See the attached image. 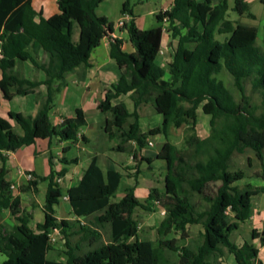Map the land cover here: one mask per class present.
<instances>
[{"label": "trees", "instance_id": "1", "mask_svg": "<svg viewBox=\"0 0 264 264\" xmlns=\"http://www.w3.org/2000/svg\"><path fill=\"white\" fill-rule=\"evenodd\" d=\"M102 2L56 0L58 13L45 19L41 12L33 10L31 0H0V89L7 100L33 94L38 104L34 116L8 113L22 135L0 117V212L8 210L19 223L11 230L0 225V254L6 257L0 264H174L172 258L177 253V264H216L224 251L236 264H263L253 241L264 246V227L261 232L252 230L241 246L230 238L240 224L252 217L254 197L264 195V51L256 43L254 27L227 19L229 9L253 18L244 0H173L169 10L155 15L157 26L148 30H139L134 24L130 0L122 2L121 15L131 17L122 29L134 51H124L123 42L111 38L109 57L122 75L98 107L109 116L104 124L108 139L121 131L127 141L135 143L134 157L147 146L150 137L163 136L156 155L165 163L163 188H151L143 203L135 197L133 188L127 189L118 202H111L121 175L115 171L103 173L92 159L79 184L67 191L73 216L85 223L57 221L54 207L62 197L59 179L65 171H53L49 160L51 170L47 177L40 178L48 183L44 221L35 229L29 227L31 216L21 213L20 199L4 178L2 151H16L37 139L53 137L59 142H75L78 132L86 127L81 109L75 111L74 117L63 118L56 127L49 114L66 85L65 76L79 68H90L92 51L111 33V23L96 13ZM213 2V15L208 20L204 12ZM163 32L177 40L166 68L156 64ZM216 35L226 37L219 42ZM39 51L46 55V62L34 58ZM26 61L44 73L43 81H28L18 73L17 66ZM223 72L231 78L232 88L218 79ZM41 85L46 88L45 96L39 91ZM247 85L251 94L258 95L259 104L247 94ZM128 93L134 94L135 107L150 104L162 116L160 127L141 132L139 115L129 113L120 100ZM199 107L210 116L206 139H200L195 132ZM182 126L184 148L177 149L169 140V130ZM246 151H252L263 167L260 186L237 185L245 180L246 173L232 169V156ZM140 161L152 162L143 158ZM135 172L138 174L137 165ZM36 184L34 178L18 191L35 190ZM212 184H218L215 190L210 188ZM195 197L206 206L201 207ZM154 207L164 212L156 229L162 240L140 257L143 244L138 240L133 214L136 209L151 212ZM191 226H200L199 239L180 246L189 238L187 228ZM51 230H58L64 241L65 262L46 258L52 249L48 237ZM171 234L179 237L165 240ZM76 236L78 241L73 243L71 239Z\"/></svg>", "mask_w": 264, "mask_h": 264}, {"label": "crops", "instance_id": "2", "mask_svg": "<svg viewBox=\"0 0 264 264\" xmlns=\"http://www.w3.org/2000/svg\"><path fill=\"white\" fill-rule=\"evenodd\" d=\"M130 1L132 2V0ZM145 1L136 0L135 4L132 5L133 21L139 30H148L157 26L156 20H155V25L149 27L148 29H141V27L138 25L140 17L136 16L134 12L137 10V8L144 5ZM158 1H159L158 3L159 6L156 7V9H154L153 11L152 10L148 11V14L153 15L154 19L156 14H158L159 12H164L166 10H169L173 5V0H158ZM244 1L248 4V6L249 4L255 2V0H244ZM259 1L261 2V0ZM102 3L100 5H102ZM263 3L264 2H262V4ZM31 6L35 12H41L43 18L45 19L58 13L56 0H31ZM249 11H250V6H249ZM99 16H103V15H99ZM246 18L248 20L243 21V19ZM227 19L245 27H254L257 30L256 43L264 51V19L262 21L260 20L257 21V17H255V15H253V18L239 16L231 9L227 11ZM258 22L262 23L261 29H258L256 25ZM111 38L121 40L123 42L122 49L124 51L128 53H132L134 51L133 47L128 41L126 30L119 28L118 24L114 26L113 23H111V33H108V35H106L101 40L98 47H96L91 53L90 68H88L85 71L79 68L76 69L74 72L69 73L65 76L66 85L61 90V92L56 96L54 107L49 114V119L52 126L56 127L62 122L63 118H72L75 116V111L77 109H81L86 121V127L84 128L88 129L90 136L87 135V133L84 131L83 128L78 132L77 140L75 142H59L55 137H53L51 139H37L33 144L29 146H23L16 151H2V154L5 157L4 168L6 170L4 178L6 181H8L11 184V186L14 187L13 195L18 196L20 199L21 213L22 214L26 213L29 216H31L29 221V227L31 229H35L37 224H41L44 221L43 205H44L45 193L47 190L48 183L47 181H43L40 178H45L48 176L51 170L49 166V160L52 163L53 171L55 172H60L62 170L65 171V175L59 179V185L61 188L62 197L56 206H59L60 201H62V203L60 204L62 210H61V215L59 216H57L55 212V218L57 219V221H61V220L79 221L81 225L85 223L84 219H78L73 216L72 209L68 202V199H64V198L67 197L68 189L76 187L79 184L85 171L91 164L92 159L95 160L96 165L103 173L107 171H115L121 175V180L118 190L122 188V191L120 194H118L117 193L118 190H117V192L111 198L110 200L111 202H118L125 195L127 189L133 188L135 197L141 203H143L148 196L149 190L151 188H158L154 185V180H153L156 174H153L152 172H154L153 170L155 168L164 169L163 170V180H164L165 163L161 160L156 159V155L161 145L164 142V138L162 135H156L150 137L148 139L147 146L144 149H142V151L136 157H134V151H135L134 142L127 141L121 131H117L116 132L117 135H115L114 138L108 139V136L104 131L105 119L109 116L103 114L98 106L104 100V97L106 93L111 89V86L116 84L122 75L121 69H119L115 64V62L109 57ZM176 47H177V40L172 39L170 37V34L163 32L161 36L160 52L156 58V64L161 68H166L167 64L171 62V56L176 50ZM163 50L169 57V60L167 59L166 62L164 63L161 60V54L164 53ZM33 56L38 61L41 62L47 61V57L42 51L37 52L36 55L33 54ZM16 70L28 81L36 80L40 82L45 79L44 73L42 71L36 70L29 61L19 64ZM221 74L223 76L226 75L229 77V75L226 74L225 72ZM2 76H3V72L0 69V80L2 79ZM167 77L168 74H166L165 79ZM39 91L42 94V96L46 95L45 86L41 85L39 87ZM9 92L13 93L14 89L10 88ZM134 97L135 96L133 93H128L126 95L120 96V100L125 104L129 113L135 111L139 115V127L141 132L145 133L148 132L149 130L160 127L163 120L162 116L156 114L155 112H153L152 114L143 113L146 106L147 105L151 106V105L141 103L137 107H135ZM37 110H38V104L33 94L27 96H13L11 99L7 100L4 98V95L0 89V117L5 121H7V123L13 128V130L17 134L22 135V130L15 123L14 120L9 118L8 113L14 112V113H20L24 116H34L37 113ZM152 111H154L153 108ZM199 111L202 113L201 107H199L196 110L195 132L200 139H206L210 134V125H209L210 116L202 113L203 117L201 118L204 121H207L209 125V131L203 130L202 133H200L198 131V120L201 115V114L199 115ZM89 115L92 116L91 118L92 123H89L90 120ZM183 127L185 129V126H182L180 128H171L169 130V140L177 149L184 148L183 136L181 137L179 143L174 142L172 136L177 130L182 131ZM92 132H94L93 135ZM94 134H97L98 136L96 135L94 136ZM83 139L85 140L83 141ZM154 145H156V147ZM117 147H121V150L116 151L115 149ZM113 153L127 154L128 158L125 159L123 157H118L114 159H109L108 158L109 155ZM234 154H238V153H234ZM140 158L151 159L152 162L147 163L146 161H140ZM62 160H66L68 163H64L62 162ZM73 160H75L74 163H72ZM249 163L250 162H248V164ZM136 165L138 167V174H136L135 172ZM1 166L2 164L0 162V168ZM248 166L251 167V165ZM262 171L258 178L262 182L258 183L259 185L257 186H260L263 183ZM28 174H31L34 178H36L37 181L36 189L29 190L24 193H20L18 191V188L21 186H27L29 182L26 177ZM246 179L247 176L245 180ZM131 180H133V182ZM247 184L248 183L244 185ZM162 188H158V189L161 190ZM138 193L140 194V198L138 197ZM22 194L25 196L24 198L22 197ZM255 198L257 199L255 200ZM31 199H34L35 202ZM257 203L261 204V206L263 207V208L261 207L262 210L255 209V205ZM155 209L157 208L154 207L153 211L149 213H154ZM136 210L133 214L134 220H135L134 215L136 213ZM159 210L161 213L162 210L161 209ZM256 215L261 219L260 224L262 228L256 230V226H255L254 229L252 230H256V232H261L264 227V195L263 194H259L256 197H254L253 215L250 219H252ZM162 219L163 217L159 218L158 226L162 221ZM18 224H19L18 221L10 214L8 210H3L0 212V225L4 226L8 230H11L14 226H17ZM137 226H138L137 237L138 240L140 241L141 226L138 224V222H137ZM158 226H156V228L154 229L156 230ZM189 229L190 227L187 228V232L189 231ZM71 241L73 243L77 242L78 236L71 239ZM103 241L104 243H107V238L105 237V235H103ZM63 242L64 241L62 240L61 249L53 250L52 248L46 254V258L48 260L57 261V262L66 261L67 256L65 252L67 251V248L63 245ZM243 242L244 240H242L240 244L237 242L234 243L237 246H241ZM253 244L258 248V259H259L261 254L264 255V246H261L258 240H254ZM53 252L56 254L52 256V258H50L49 256ZM260 261L264 264V260H260Z\"/></svg>", "mask_w": 264, "mask_h": 264}, {"label": "rangeland", "instance_id": "3", "mask_svg": "<svg viewBox=\"0 0 264 264\" xmlns=\"http://www.w3.org/2000/svg\"><path fill=\"white\" fill-rule=\"evenodd\" d=\"M124 0H104L102 5L99 6V8L97 9L96 13L98 15H103L105 16L109 23H113L114 26H116L118 24V20L121 17L120 15V9H121V4ZM145 1V0H144ZM136 0H132L131 3V7L133 4H135ZM159 1L158 0H146L144 2V5H142L141 7L137 8V10L134 12L136 16L140 17L139 20V26L141 27V29H148L149 27H152L155 25V19L153 17V15H149L148 11L150 10H154L156 9V7H158ZM230 4H232L231 1H229ZM215 4V3H214ZM214 4L212 6H210V8L206 9V11L204 12V17L207 18L208 20L210 18H212L213 15V11H212V7L214 6ZM250 6V13L255 15V17H257V21H262L264 19V3L262 4V2H260L259 0H255L254 3L249 4ZM136 8V7H135ZM134 8V9H135ZM248 20L243 19V21ZM250 22V21H249ZM258 29H261L262 23L258 22L257 24ZM126 37V35H125ZM226 36H215V39L218 40L219 42H223L224 38ZM164 52V50H163ZM163 54V55H162ZM161 54V60L164 62H166V60H169L168 55L164 52ZM227 74V73H226ZM218 79H221L226 86H229L230 88H232L231 86V78L228 76H223L222 74H220L218 76ZM247 94L251 95L253 102H255L256 104H259V98L258 95L256 93L251 94V89L250 86L247 85ZM235 97L238 99V94L235 90H233ZM154 111H152L151 106L147 105L145 110L143 111V113L146 114H152ZM201 114V115H200ZM106 115V114H105ZM199 115L200 118L198 120V131L200 133H202L203 130L209 131V125L207 123V121H204L201 117H203V114L199 111ZM108 116V115H107ZM92 116L89 115V123H92L91 121ZM92 128V126H91ZM184 129V127H183ZM183 129L182 131L177 130L174 134H173V141L179 143L181 137L183 136ZM84 131L87 133L88 136H90L88 129L84 128ZM94 132H92L93 135ZM98 136L97 134H94V136ZM92 137V136H91ZM156 147V145H154ZM154 151V150H152ZM118 157H123V158H128L127 154H121V153H113L111 155H109V159H114V158H118ZM232 169H241L244 170V172L246 173L247 179L243 182H238L237 185L242 187L244 184L248 183L251 186L255 187L257 185H259L258 183H261L262 181L259 180V176L260 173L263 169V167L260 166L259 161L255 158L254 154L252 153V151H246L244 154H234L232 157ZM248 162H250L248 164ZM248 165H251V167H249ZM163 170L162 168H155L152 172L153 174H156L155 177L153 178L154 180V185L158 188H162L163 187ZM133 182V180H131ZM218 184H212L210 185V188L212 190H215ZM64 191V189H63ZM122 191V188L120 190H118V194H120ZM22 197L24 198L25 196L22 194ZM138 197L140 198V194L138 193ZM257 198H255L256 200ZM34 201V199H31ZM194 201H196L198 204L201 205V207H205L206 204L199 198L195 197ZM35 202V201H34ZM62 201H60L59 206L55 207V212L56 215L59 216L61 215V204ZM261 204L257 203L255 205V209L257 210H262L261 208ZM162 214L160 213L159 208L155 209L154 213H149V212H145L141 209L136 210V213L134 215L135 220L138 222V224L141 226V230H140V242L143 244V251L141 250L139 255L140 257H144L145 255H147L149 253V251L152 249V246L156 245L158 240H162L161 238H159L156 235V230L154 228H156V226H158V222H159V218H162ZM260 217L254 216L252 219H250L249 221H247L246 223L240 224V227L237 231H234L231 235V241L232 242H237V243H241L242 240H248L250 233L252 231V229H254V227L256 226V230L257 229H261L262 226L260 224ZM255 230V231H256ZM201 228L200 226H191L189 231L187 232L189 235V238L180 242V246L185 245V244H189L192 240H197L199 239V234H200ZM55 239V241L52 243V248L54 249H61L62 247V238L61 235L57 234V233H53L52 235ZM106 237V236H105ZM179 235L178 234H171L168 237L165 238V240H169L171 238H178ZM56 253H52L49 257L52 258V256H54ZM179 253H177L178 255ZM177 255H174L172 258V262L174 264L178 263V258ZM59 257V256H58ZM57 257V258H58ZM6 259V257L2 254H0V263L3 262ZM260 260H264V255L261 254L259 257ZM216 264H236L233 257L230 256L229 254L226 253V251H224V255L220 258V260H217Z\"/></svg>", "mask_w": 264, "mask_h": 264}, {"label": "built area", "instance_id": "4", "mask_svg": "<svg viewBox=\"0 0 264 264\" xmlns=\"http://www.w3.org/2000/svg\"><path fill=\"white\" fill-rule=\"evenodd\" d=\"M130 20H131V17H130L128 14H123V15H121V17H120L119 20H118V26H119V28H124V26H125ZM26 177H27V180H28V181H32V180H34V177H33L31 174H28ZM11 189L13 190L14 187L11 186ZM64 199H67V197L64 198ZM161 214L164 215V212L161 211ZM53 233H57V234L59 235V231H58V230H51V231L49 232L48 237H49V243H50V245H52V243L55 241L54 237L52 236Z\"/></svg>", "mask_w": 264, "mask_h": 264}]
</instances>
